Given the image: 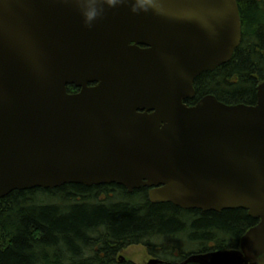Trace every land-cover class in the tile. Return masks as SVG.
I'll use <instances>...</instances> for the list:
<instances>
[{
  "label": "water",
  "instance_id": "95a60500",
  "mask_svg": "<svg viewBox=\"0 0 264 264\" xmlns=\"http://www.w3.org/2000/svg\"><path fill=\"white\" fill-rule=\"evenodd\" d=\"M242 39L237 0H0V200L117 184L243 209L259 223L241 251L189 261L264 264V82L255 105L188 104Z\"/></svg>",
  "mask_w": 264,
  "mask_h": 264
},
{
  "label": "trees",
  "instance_id": "16d2710c",
  "mask_svg": "<svg viewBox=\"0 0 264 264\" xmlns=\"http://www.w3.org/2000/svg\"><path fill=\"white\" fill-rule=\"evenodd\" d=\"M237 1L242 43L230 62L196 79L189 105L209 95L227 105L257 102L264 81V0ZM258 222L243 209L204 212L153 204L145 189L129 193L117 184L14 191L0 200V264H135L118 259L130 245L185 235L187 245L198 243L200 250L209 242L233 247ZM177 248L175 243L169 250ZM150 253L178 264L208 252Z\"/></svg>",
  "mask_w": 264,
  "mask_h": 264
},
{
  "label": "flooded vegetation",
  "instance_id": "af4514ba",
  "mask_svg": "<svg viewBox=\"0 0 264 264\" xmlns=\"http://www.w3.org/2000/svg\"><path fill=\"white\" fill-rule=\"evenodd\" d=\"M89 86H94V84H90ZM68 91L71 92V93H76V92L79 91V89L77 87H75V86H69L68 87ZM141 189H145L146 190L147 198L150 200V190L151 189L149 187H144V188H141ZM137 190H140V189H137ZM153 204H155V203H153ZM158 204H165V203H158ZM247 231L248 230L245 229L242 232V234L240 235L239 239L237 240V244L234 245L233 247H227V248L222 247V248H219V247H217L216 243L209 242L208 245H207V249L200 250L198 248V243H197V245H194V244L187 245L188 242H189V239H187L185 235H180L179 237L176 236L175 238L160 240V243L157 242V240H156L155 243H153V244L152 243H145V242L144 243L133 244V245H130V246L126 247L121 252H124L127 248H130L132 246L144 247V249L146 250L145 252H147V254H148V258H147L145 264H149L150 261H152V260H159V261L162 262L161 264H169L163 258H160L159 256H156V255H153L150 252H221V251H225L226 252V251H241V241H242L243 237L245 236V234L247 233ZM175 243L178 244V248L174 249L173 251H171L172 249L169 250V247H172V245L175 244ZM168 245H170V246H168ZM193 255H196V254H190L187 257L185 256L186 259H184L183 261L179 262L178 264H196V263H194L192 261H189L190 258ZM121 258L122 259L119 258L120 262H129V260L125 259L124 257H121Z\"/></svg>",
  "mask_w": 264,
  "mask_h": 264
},
{
  "label": "rangeland",
  "instance_id": "374dc122",
  "mask_svg": "<svg viewBox=\"0 0 264 264\" xmlns=\"http://www.w3.org/2000/svg\"><path fill=\"white\" fill-rule=\"evenodd\" d=\"M145 251L144 247L132 246L127 248L120 256H123L125 259L135 264H145L148 258V254Z\"/></svg>",
  "mask_w": 264,
  "mask_h": 264
}]
</instances>
